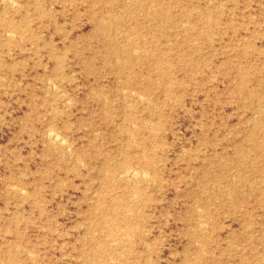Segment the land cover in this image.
<instances>
[{"label":"rangeland","instance_id":"1","mask_svg":"<svg viewBox=\"0 0 264 264\" xmlns=\"http://www.w3.org/2000/svg\"><path fill=\"white\" fill-rule=\"evenodd\" d=\"M0 264H264V0H0Z\"/></svg>","mask_w":264,"mask_h":264},{"label":"bare ground","instance_id":"2","mask_svg":"<svg viewBox=\"0 0 264 264\" xmlns=\"http://www.w3.org/2000/svg\"><path fill=\"white\" fill-rule=\"evenodd\" d=\"M10 2V1H9ZM157 10L155 9V8H153V9H149V14H153V13H155ZM133 76V75H132ZM151 82H152V80H151ZM170 85H166L164 88H165V90L166 91H170L169 90V87ZM134 92V91H133ZM49 131V130H48ZM151 132V131H150ZM62 136V135H61ZM50 137H51V139H55V141H57L58 143H63L62 142V138L59 136V133L57 132H54V133H50ZM64 144V143H63ZM142 157L140 158V163H141V165L143 166V167H146V168H148L150 171H153V168H152V163L150 162V159L148 158V156H145V154H143V155H141ZM126 169V168H125ZM144 172H146V171H144ZM123 174H124V177L126 178V179H128V180H130V179H132V178H134V177H136L137 175H141L142 174V171L141 170H139V169H130V167H129V169L127 168L124 172H123ZM150 175V174H149ZM141 177H142V179L145 177V173H144V175H141ZM146 177H148V176H146ZM149 177H152V176H149ZM118 178V177H117ZM134 180V179H133ZM137 181H138V179H137ZM144 181V180H143ZM154 182V181H153ZM110 183V182H109ZM133 183H134V181H133ZM132 183V184H133ZM137 184V183H136ZM97 191V190H96ZM24 192V191H23ZM137 194V193H136ZM130 196V195H129ZM130 212V211H129ZM128 213V212H127ZM126 213V214H127ZM208 216V215H207ZM138 217V216H137ZM201 224V223H200ZM122 229V228H121ZM119 231V230H118ZM123 231H124V229H123ZM128 238H131V237H128ZM133 238V237H132ZM118 239V238H117ZM115 240V239H114ZM117 241V240H116ZM115 241V242H116ZM120 241V240H119ZM118 241V242H119ZM114 242V241H113ZM112 242V243H113ZM133 245V244H132ZM120 252V251H119ZM113 260V259H112Z\"/></svg>","mask_w":264,"mask_h":264}]
</instances>
